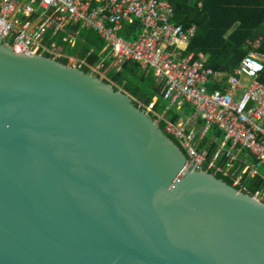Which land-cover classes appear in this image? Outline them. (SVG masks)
<instances>
[{
    "label": "water",
    "instance_id": "obj_1",
    "mask_svg": "<svg viewBox=\"0 0 264 264\" xmlns=\"http://www.w3.org/2000/svg\"><path fill=\"white\" fill-rule=\"evenodd\" d=\"M186 161L128 93L1 37L0 264H264V202Z\"/></svg>",
    "mask_w": 264,
    "mask_h": 264
},
{
    "label": "built area",
    "instance_id": "obj_2",
    "mask_svg": "<svg viewBox=\"0 0 264 264\" xmlns=\"http://www.w3.org/2000/svg\"><path fill=\"white\" fill-rule=\"evenodd\" d=\"M190 1L197 7L203 3ZM175 9L173 0H0V39L15 53L59 60L64 55L50 41L53 36L76 26L95 31L105 48L101 62L88 65L89 74L105 80L108 53L120 67L135 62L164 86L162 99L167 107L162 113L155 112L156 102L148 106L139 102L137 108L157 124L164 123V132L186 154L181 176L198 163L229 177L232 185L245 191L242 181L258 177L264 167V86L258 81L264 67L262 56L247 55L230 74L213 70L206 56L187 53L196 27L175 22ZM134 19L140 30L129 41L120 33L123 24ZM68 36L71 43L77 32ZM67 59L78 68L86 64ZM186 110L192 111L190 116L179 122L172 119ZM252 196L263 202L264 193L256 191Z\"/></svg>",
    "mask_w": 264,
    "mask_h": 264
},
{
    "label": "trees",
    "instance_id": "obj_3",
    "mask_svg": "<svg viewBox=\"0 0 264 264\" xmlns=\"http://www.w3.org/2000/svg\"><path fill=\"white\" fill-rule=\"evenodd\" d=\"M176 5V21L184 26L194 24L196 26L195 36L191 39L187 53L195 52L208 55V67L220 72L230 74L234 71L244 57L257 51L264 55V41L258 48H254V41L258 37L264 39V0H203L201 8L188 0H174ZM140 28L137 19L127 22L125 29L120 33L127 40L134 39L136 32ZM50 33L47 35V37ZM51 38L50 41H52ZM91 46L95 47V53L86 55L90 47L82 51L80 60L86 64L82 66L88 72V65L94 64L98 60L97 53L102 46L97 39H89ZM105 46V43L103 42ZM63 47V48H62ZM58 46V51L64 56L59 60L68 63V55L64 53V46ZM72 53V52H71ZM137 65L128 62L120 72L109 71L108 81L114 83L116 89H123L133 99L137 107L139 102L143 106H148L158 97L155 112L162 113L167 107L161 99V88L156 86L154 76H137ZM258 81L264 85V67L258 75ZM170 118V115H168ZM174 121L176 118L172 117ZM160 127L165 131L164 123ZM178 145V142L169 136ZM226 182L232 184L229 177L216 173ZM246 187V193L254 195L256 191L264 193V178H247L242 181ZM241 188L240 185H237ZM264 202V199H263Z\"/></svg>",
    "mask_w": 264,
    "mask_h": 264
},
{
    "label": "crops",
    "instance_id": "obj_4",
    "mask_svg": "<svg viewBox=\"0 0 264 264\" xmlns=\"http://www.w3.org/2000/svg\"><path fill=\"white\" fill-rule=\"evenodd\" d=\"M188 1L191 2L190 0H188ZM202 5H203V3H202ZM201 7H197V8H201ZM174 21L177 22L176 21V13L174 14ZM126 23L123 24V30L126 27ZM192 25H194V24H192ZM139 30H140V28H139ZM139 30H138V32H139ZM75 31L77 32V36H76L75 40H73V42L69 43L68 34L72 35ZM138 32H136V35H135L134 39L136 38ZM52 38H53L52 41L56 44V47H58V46H61V47L64 46L65 47V49L63 50L64 53L69 54V50H70V54L71 55L70 56L68 55V57H70V58H80L82 51L85 50L88 47H90V50L86 53V55H90L92 53H95L96 49H95L94 46H91V42H90L89 39H93V38H94V40L97 39L98 41H100L102 49H101V51H99L97 53L98 60L94 64H98L99 62H101L102 57H100V54L104 51V48H105V46L103 45L104 40L100 37V35L98 33H96L95 31H93L91 29H83L82 30L81 28H78L77 26L76 27H70V28L68 27V29H66L65 32H59L58 34H56ZM134 39H132V40H134ZM263 41H264V39L262 37L256 38V40L254 41V48H258ZM191 53L194 54V55H204L208 59V55H205V54H202V53H195V52H191ZM252 53H257L258 55L262 56L261 58H262L263 64H264V55L263 54H261V53H259L257 51H254ZM132 63L136 64L135 62H132ZM94 64H91V65H94ZM136 65H137V71H136V75L137 76H149V75L152 74V73L147 74L146 72L141 71L139 66H138V64H136ZM115 68H116V72H120L124 68V65L120 67V64L117 62V60L112 55L107 53L106 54V59L104 61V70H103L104 76H105V80L108 81V79H109L108 78L109 71L114 70ZM111 84L114 85V83H112V82H111ZM156 86L161 88V96L160 97L162 99V94L164 92V86L163 85H158L157 82H156ZM157 100H158V97H155L153 101L157 102ZM162 101H163V99H162ZM163 103H166V102L163 101ZM166 105H167V103H166ZM191 113H192V111L189 113L187 110L184 112V114L182 116L181 115H177V113H176V115L174 116V118H176L175 122L182 121L185 118L184 116H190ZM217 137L219 139V136H217ZM214 147H215V145H212L210 147V149H209L210 153L213 152ZM250 162H251V164L254 163L253 161H250ZM258 177L264 178V167L260 168V175Z\"/></svg>",
    "mask_w": 264,
    "mask_h": 264
},
{
    "label": "rangeland",
    "instance_id": "obj_5",
    "mask_svg": "<svg viewBox=\"0 0 264 264\" xmlns=\"http://www.w3.org/2000/svg\"><path fill=\"white\" fill-rule=\"evenodd\" d=\"M69 63V62H68ZM120 90H123V89H121V88H119Z\"/></svg>",
    "mask_w": 264,
    "mask_h": 264
}]
</instances>
